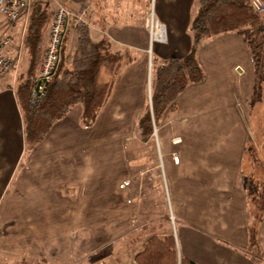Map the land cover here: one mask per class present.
Wrapping results in <instances>:
<instances>
[{
    "label": "crops",
    "instance_id": "0c3cea01",
    "mask_svg": "<svg viewBox=\"0 0 264 264\" xmlns=\"http://www.w3.org/2000/svg\"><path fill=\"white\" fill-rule=\"evenodd\" d=\"M51 1V14L58 2L70 12L65 64L79 21L94 41L108 40L130 61L92 126L81 125L82 104L75 103L30 150L15 97L18 74L0 78V264L41 258L73 264L87 250L82 236L88 235L103 244L112 240L109 264H135L152 227L172 233L178 256L198 264H264V219L255 218L244 188L247 132L233 92L251 96L256 78L245 38L224 33L204 40L196 57L205 79L189 84L158 132L140 141L143 110L135 108L150 106L151 56L162 63L187 54L196 0ZM151 12L166 26L165 41L152 49L145 26ZM249 225L257 230L252 248Z\"/></svg>",
    "mask_w": 264,
    "mask_h": 264
},
{
    "label": "trees",
    "instance_id": "16d2710c",
    "mask_svg": "<svg viewBox=\"0 0 264 264\" xmlns=\"http://www.w3.org/2000/svg\"><path fill=\"white\" fill-rule=\"evenodd\" d=\"M197 11L190 23L191 47L183 57H169L162 63L152 62L150 106L138 117L140 141H146L154 126L176 109V98L191 83H200L205 73L196 57V50L207 39L224 33H236L245 38L255 68V82L250 96V107L264 100V18L257 14L251 0H196ZM51 12L45 3L32 2L22 37L23 54L27 65L16 77L15 97L21 113L25 150L42 140L50 127L62 118L68 108L82 104L81 125L90 127L106 103L120 70L129 63L121 52L113 51L106 39L94 41L88 25L79 21L75 28V45L69 65L63 55L58 70L48 85L42 100L29 103L32 79L41 61L45 34ZM64 46V45H63ZM63 52V48H62ZM262 101V102H261ZM257 138H260L257 136ZM262 157V156H261ZM252 142H246L243 156L244 188L257 220L264 219V163ZM263 170L257 172V167ZM247 172V173H246ZM152 227L142 246L134 255L135 264H198L178 256L172 233L159 235ZM137 239V238H136ZM257 245V230L248 226V247ZM38 262L21 264H46Z\"/></svg>",
    "mask_w": 264,
    "mask_h": 264
},
{
    "label": "built area",
    "instance_id": "2783aa9c",
    "mask_svg": "<svg viewBox=\"0 0 264 264\" xmlns=\"http://www.w3.org/2000/svg\"><path fill=\"white\" fill-rule=\"evenodd\" d=\"M29 3L30 0H0V15L13 25L22 12L28 10ZM251 3L257 14L264 13V3L262 1L251 0ZM69 18L70 12L68 9L62 3H56L52 10L42 58L30 86L29 103L31 105H36L42 100L47 92L48 85L52 82L58 70ZM145 26L149 31L152 43L165 41V23L155 17L153 12L145 18ZM19 58L20 52L14 47L11 34L0 33V78L9 72L15 71ZM178 160V155L172 156L174 163H177Z\"/></svg>",
    "mask_w": 264,
    "mask_h": 264
},
{
    "label": "rangeland",
    "instance_id": "374dc122",
    "mask_svg": "<svg viewBox=\"0 0 264 264\" xmlns=\"http://www.w3.org/2000/svg\"><path fill=\"white\" fill-rule=\"evenodd\" d=\"M35 0H30L29 3V7L30 8L32 2ZM42 3L47 4L48 6H51V0H38ZM63 4V3H62ZM53 10V9H52ZM263 15L264 18V13L260 14ZM27 17H28V10L22 12V14L19 16L18 20L12 25L10 23H8L5 18L3 16L0 15V33H9L11 34L13 41H14V47L16 48V50L18 52H20V58L18 61V65L17 68L15 69V74H19L20 72H23L26 68L27 65V59L26 56L23 54V49H22V37L24 34V29L26 26V22H27ZM157 44L156 43H152L149 46L150 49L155 48ZM73 48H74V44H73V39L69 40V42L67 43V47H66V54L71 55V51L73 52ZM128 52H126L127 54L129 53L130 55L133 56V52L130 49H127ZM126 54V56H127ZM128 54V55H129ZM156 56L155 54H153L151 56V60L154 63H157L156 60ZM152 78V69H151V77H150V81ZM151 84V83H150ZM263 88H264V82H263ZM234 95H235V101H236V108L238 110V113L240 114V122H239V126L241 128V131L244 132L246 131V137L247 140L246 142H252L255 147L256 150L258 152V154L260 155V157L263 160L264 163V100H262L261 104L258 106H254V107H250V96H248L249 94H247L248 92L243 93L241 95H239L236 91H233ZM221 92H217V99L220 98ZM145 107V106H144ZM143 106H137L135 108V110H143V112L145 111V108L142 109ZM142 112V113H143ZM234 123H232L233 125ZM155 134L158 132V128L155 126V130H154ZM257 136H259L260 138H257ZM258 166V165H257ZM257 172L262 171L263 169L261 167H257ZM247 173V172H246ZM245 175V174H244ZM161 212L163 213V210L161 209ZM174 218L171 216L168 218V221L165 222V224H167L168 226V230H170V227L172 228V226L174 225ZM164 222V221H162ZM164 224V223H163ZM160 225V224H157ZM155 225V226H157ZM163 230H166V227L162 228ZM161 230V229H159ZM136 236H140V235H136ZM143 237V236H142ZM82 238H86L85 242H87V250H84L85 248H83V250L79 253L78 256H74L73 264H101L103 262V264H109L112 261V254H111V250H112V246H108V243L111 242L112 240H108L106 241L104 244L102 242H100L97 238L98 236H94V235H88V236H82ZM111 238V237H110ZM138 239V238H137ZM42 259V258H41ZM40 260V259H39ZM38 259L34 261L38 262ZM50 264H64L63 260L58 261V259L56 258H52L50 259Z\"/></svg>",
    "mask_w": 264,
    "mask_h": 264
}]
</instances>
